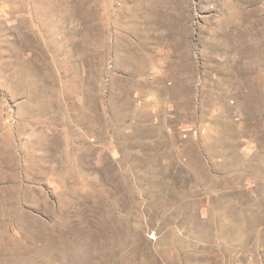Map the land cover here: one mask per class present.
<instances>
[{
    "label": "rangeland",
    "instance_id": "rangeland-1",
    "mask_svg": "<svg viewBox=\"0 0 264 264\" xmlns=\"http://www.w3.org/2000/svg\"><path fill=\"white\" fill-rule=\"evenodd\" d=\"M0 264H264V0H0Z\"/></svg>",
    "mask_w": 264,
    "mask_h": 264
}]
</instances>
